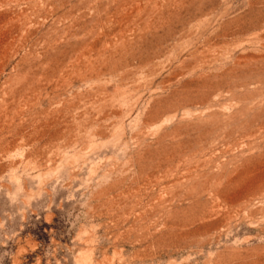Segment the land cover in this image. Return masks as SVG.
Instances as JSON below:
<instances>
[{
    "label": "rangeland",
    "instance_id": "obj_1",
    "mask_svg": "<svg viewBox=\"0 0 264 264\" xmlns=\"http://www.w3.org/2000/svg\"><path fill=\"white\" fill-rule=\"evenodd\" d=\"M0 264H264V0H0Z\"/></svg>",
    "mask_w": 264,
    "mask_h": 264
}]
</instances>
